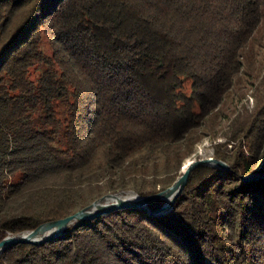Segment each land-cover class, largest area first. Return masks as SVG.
Instances as JSON below:
<instances>
[{"label":"trees","instance_id":"1","mask_svg":"<svg viewBox=\"0 0 264 264\" xmlns=\"http://www.w3.org/2000/svg\"><path fill=\"white\" fill-rule=\"evenodd\" d=\"M0 264H264V0H0V242L171 187Z\"/></svg>","mask_w":264,"mask_h":264},{"label":"water","instance_id":"2","mask_svg":"<svg viewBox=\"0 0 264 264\" xmlns=\"http://www.w3.org/2000/svg\"><path fill=\"white\" fill-rule=\"evenodd\" d=\"M204 167H214L225 171L230 170V167L226 163L216 160L214 157L192 161L188 163L187 166L183 167L181 175L176 179L171 187L156 195L140 197L132 192L111 194L94 202L89 207L83 209L71 217L43 224L31 232L9 235L0 242V256L8 248L19 244H32L36 246L43 245L57 237L64 236L70 227L76 228L85 222L93 221L101 216L115 211H121L130 208L148 210V206L151 203L165 201V205L161 210L157 212H151V214L155 215H165L173 209L176 201L182 195L190 180L191 174L195 170ZM260 178H264V173L255 174L243 179L244 181L250 182ZM106 201H110V203L108 202L107 204L103 205V203Z\"/></svg>","mask_w":264,"mask_h":264},{"label":"rangeland","instance_id":"3","mask_svg":"<svg viewBox=\"0 0 264 264\" xmlns=\"http://www.w3.org/2000/svg\"><path fill=\"white\" fill-rule=\"evenodd\" d=\"M214 156V147L212 142L208 139L205 140L200 146L197 148V152L194 156H192L188 161H198L201 159H208Z\"/></svg>","mask_w":264,"mask_h":264},{"label":"bare ground","instance_id":"4","mask_svg":"<svg viewBox=\"0 0 264 264\" xmlns=\"http://www.w3.org/2000/svg\"><path fill=\"white\" fill-rule=\"evenodd\" d=\"M190 162L191 161H187L184 166H187V164L190 163ZM108 202L110 203V201H106V202L103 203V205L107 204Z\"/></svg>","mask_w":264,"mask_h":264}]
</instances>
